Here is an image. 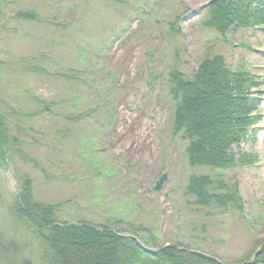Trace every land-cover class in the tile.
Returning a JSON list of instances; mask_svg holds the SVG:
<instances>
[{"label": "rangeland", "instance_id": "1", "mask_svg": "<svg viewBox=\"0 0 264 264\" xmlns=\"http://www.w3.org/2000/svg\"><path fill=\"white\" fill-rule=\"evenodd\" d=\"M216 1L0 0V109L15 160L13 178L0 168V235L13 264H44L16 218L27 181L36 200L59 204L61 221L143 225L158 244L191 245L224 264L256 258L264 246V29L222 37L203 25ZM216 55L258 81V121L236 149L237 159H256L191 168L188 142L173 132L169 73L192 78ZM194 173L237 191L241 211L196 205L186 188Z\"/></svg>", "mask_w": 264, "mask_h": 264}, {"label": "trees", "instance_id": "2", "mask_svg": "<svg viewBox=\"0 0 264 264\" xmlns=\"http://www.w3.org/2000/svg\"><path fill=\"white\" fill-rule=\"evenodd\" d=\"M203 25L216 30L222 37L231 31L262 25L264 0H219L208 8ZM33 12L18 17L35 20ZM170 98L174 102L173 132L188 142L186 154L191 168L229 169L237 164L254 163L252 154L236 149L257 123L253 114L261 100L251 92L258 85L256 76L242 68L229 66L223 56L204 59L192 78L178 70L169 73ZM7 118L0 109V165L14 160V148L5 136ZM241 151H239L240 153ZM15 163V162H14ZM30 181L23 184L17 198L16 218L27 223L39 248L38 258L44 264H224L191 245L158 244L146 238L147 227L128 224L125 231L90 223H70L60 220L59 204L39 202L34 197ZM187 193L201 207L226 208L241 211L242 200L237 191L226 192L221 180L207 174H191ZM0 235V264L7 258L8 244ZM18 264H35L23 259ZM264 264V246L251 262Z\"/></svg>", "mask_w": 264, "mask_h": 264}, {"label": "water", "instance_id": "3", "mask_svg": "<svg viewBox=\"0 0 264 264\" xmlns=\"http://www.w3.org/2000/svg\"><path fill=\"white\" fill-rule=\"evenodd\" d=\"M165 179H166V176L163 175V176L160 178V180L157 182V184H156V186H155V189H156L157 191L161 190L162 185H163V181H164Z\"/></svg>", "mask_w": 264, "mask_h": 264}]
</instances>
